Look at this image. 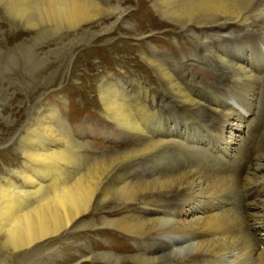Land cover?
I'll list each match as a JSON object with an SVG mask.
<instances>
[{
	"label": "bare ground",
	"instance_id": "obj_1",
	"mask_svg": "<svg viewBox=\"0 0 264 264\" xmlns=\"http://www.w3.org/2000/svg\"><path fill=\"white\" fill-rule=\"evenodd\" d=\"M50 1L55 12L61 14L57 20L66 21L67 25L73 23L77 26L84 22L88 25L84 30L89 32L93 29V23H103L104 17L95 15L100 5L91 13L87 0ZM249 1L251 0H247ZM251 2H254V5L245 12L241 8V0H155V8L160 14H165L174 23L195 34L199 41H209L212 37L221 40L225 36H234L233 31L227 29L234 23L241 26V33L250 30V21L255 25L254 21L257 20L256 22H260L264 27V18H262L264 16L260 18L261 15H258L260 11L257 12L261 8L264 15V0ZM34 3L40 7V2ZM101 5H107V8L112 9V14L120 12L119 19L126 17L124 13L127 10L111 4L110 0ZM8 6L14 11L13 6ZM18 6L16 4L15 13L26 15L23 6L22 8ZM135 14L137 16V11ZM255 14L257 16L253 20ZM193 26L198 27L200 32H194ZM74 30L78 31L77 28ZM143 34L150 44L146 46L147 50L141 56L154 69L164 93L153 96L152 103H149L148 99L151 97L149 86L143 84L146 79L139 75L125 79L132 85L136 83L141 95L133 89L128 90L127 84L117 85L114 81L121 79L117 74L104 78L100 86V100L105 115L125 132L127 130L141 137L134 144L133 152L117 156L123 157L122 159L96 157L88 165L85 163V158L80 156L82 159L77 161L79 154L76 143L74 142L75 148H73L71 141L73 138L66 129L67 123L61 111L50 104L46 108L43 107V112L37 121L30 129L28 128L31 133L29 139H23L21 143L27 159L23 169L17 172L22 177L23 184H17L12 178H8L4 184L0 181V236L6 245L14 250H29L34 246L47 245L54 238H59L64 233L76 230L84 223L95 222L99 218L109 227L125 233L136 241L137 249L134 254L138 264H264V247L260 245L261 240L259 239L258 242V238L256 239V235L252 233L260 227L257 225L264 221V199L255 201V209L250 213L239 201L243 180V176L239 173L243 170V166L248 164L249 168L254 169L255 181H264V139L262 138L255 160L250 162L255 131L250 129L249 120V122L241 121L242 118L236 117L238 114L225 112L224 119L231 125L237 123L239 127H237L239 129L237 133L240 131L239 135L232 133L235 128L230 127L229 136L236 145V159L240 161L239 165H243L242 168L227 172L223 168H215L212 162L210 163V159H205L201 154H191L190 160L185 145L170 140V136L167 137L169 140L164 139L167 129H161L160 126L158 127L160 129L153 130L150 123L161 112L158 107L162 109L164 104L168 105L165 102L168 96L174 95L183 105L193 107L195 112L192 114H196L197 120L203 124L207 122H204L198 112L207 116V110L201 108L194 95L180 84L178 74L180 65L189 72L188 75L184 74L185 79L203 83L193 68L189 67L190 60H185L183 56L179 58L173 56L171 63L174 65L171 66V63L166 62L167 54L159 52L151 35ZM248 34L251 35L252 32L249 31ZM221 47L227 49V44L222 43ZM217 56L222 58L226 65L225 69L229 71L228 74L234 73L238 79L245 81L239 82L241 90L248 92L261 84L257 77L249 72L250 69L244 66L246 63L244 65L237 63L234 56L227 59L221 55ZM191 58L193 60L195 57L191 55ZM202 59L205 62L212 60H209L205 54L202 55ZM228 110L230 109L226 111ZM181 111L186 114L184 110ZM147 129L150 131H146ZM130 155L134 156V159L125 163L132 158ZM143 159L147 165L143 167L142 172L137 163ZM165 167L171 169L163 174L162 170ZM249 181L250 178L245 177V182ZM229 200L239 201L241 206L234 209H229L230 207L226 209V206L225 209H221L223 206L221 203L229 204ZM174 202L182 205L177 219L162 214V210L168 205H174ZM111 208L119 210L124 208L128 211L132 209L118 216L108 214ZM100 214L102 216L96 217ZM87 226L93 228L92 224ZM106 233L107 236H115L114 233ZM52 236L55 237L46 239ZM141 241L149 242L153 248L146 249ZM102 245L98 246L102 247ZM94 251L90 250L93 256L96 255ZM100 255L121 264L116 252L104 251ZM86 256L84 255L82 260L86 259Z\"/></svg>",
	"mask_w": 264,
	"mask_h": 264
},
{
	"label": "rangeland",
	"instance_id": "obj_2",
	"mask_svg": "<svg viewBox=\"0 0 264 264\" xmlns=\"http://www.w3.org/2000/svg\"><path fill=\"white\" fill-rule=\"evenodd\" d=\"M35 1L40 2V7L34 3ZM87 1H89L87 6L91 13L100 5L95 15L104 17L103 23H93V29L89 32L84 30L88 28L84 22L75 26L73 23L67 25L66 21L57 20L61 14L51 7L50 0H0V181L3 184L8 178H12L17 184H23V179L17 172L23 169L27 159L21 143L23 139H29L31 133L28 128L30 129L37 121L43 112V107L46 108L49 104L61 111L67 123L66 129L73 138L71 139L73 148H75V142L79 154L77 156L85 158L87 165L91 164L96 157L110 160L122 159L123 157L117 156L133 152L134 144L141 137L127 130L125 132L105 115L103 103L100 100V86L104 78L117 74L121 78L114 81L117 85L127 84L128 90L133 89L141 95L138 85L136 83L132 85L125 79V77L131 79L139 75L146 79L143 84L149 86L151 94L149 103H152L153 96L164 93L154 69L141 56L147 50L146 46L150 44L143 33L150 34L159 52L167 54L168 64L171 63L173 56L178 58L183 56L185 60H190L189 67L193 68L203 83L185 79L184 74L188 75L189 72L180 65L178 69L180 84L194 95V99L201 108L207 110V116L198 112L204 122H207L203 124L197 120L196 114H192L195 112L193 107L183 105L174 95H171L165 101L168 105L164 104L162 109L158 107L161 112L150 123L151 128L155 130L161 126V129H167L164 139L185 145L189 151L187 153L190 160L191 154H201L205 159H210V163L212 162L215 168L232 172L242 168L243 165H239L240 161L236 159V145L230 140L232 137L229 136V131L230 127L235 128L232 132L234 134L239 135L240 131L237 133L239 130L237 123L231 125L224 119L223 114L225 112L238 114L236 117L242 118L241 121H250V129L255 131L250 162L255 160L260 143L264 139V27L260 25V22L255 20L254 25L250 21L251 35L248 34L249 31L241 33V26L234 23L233 28L227 27L228 31H233L234 36H225L221 40L212 37L209 41H199L195 34L174 23L165 14H160L155 8V0H110L111 4L119 5L121 9L127 10L124 13L126 17L120 19L118 18L120 12L112 14V9L107 8V5H101L108 0ZM251 1L241 0V8L244 12L254 5ZM16 4L21 8L23 6L27 14L17 15ZM8 5L13 6L14 11ZM257 12L261 15L260 18L264 16L261 8ZM253 16L254 20L257 14ZM75 28L78 31H75ZM193 30L196 33L200 32L198 27ZM222 43L227 44V49L221 47ZM203 54L209 60L212 59L211 62L203 61ZM191 55L196 61L192 60ZM217 55L226 59L234 56L237 63L242 65L246 63L244 66H247L246 68L250 69L249 72L260 81L259 88L253 87L248 92L241 90L239 82L245 81L238 79L234 73L228 74L229 71L225 69L226 65L222 58ZM173 65L171 63V66ZM227 109L230 110L226 111ZM181 110H184L186 114H183ZM152 111L154 112L153 109ZM150 134L153 135V133ZM243 136H245L244 133ZM201 148L205 149L202 151ZM80 157L77 161L82 159ZM131 157L125 163L134 159V156ZM144 160L137 163L142 172L143 167L147 165ZM169 169L171 168L165 167L162 170L163 174ZM242 169L239 173L243 176L239 201L250 213L255 209V201L264 199V181H255L254 169L249 168L248 164ZM245 177L250 178V181L245 182ZM238 202H230V200L229 204L222 202L221 209H225L226 206V209L241 206ZM181 208L180 203L174 202V205L164 208L162 214L169 217L171 215V218L177 219ZM127 211L124 208L120 210L111 208L108 214L119 216ZM98 216L102 215H96ZM88 224H92L93 228L87 226ZM257 227V230L252 233L256 235V239L258 238V242L261 240L260 245L264 247V221ZM106 232L114 233L115 236H107ZM54 237L46 239L50 240ZM141 243L146 249L153 248L149 242L141 241ZM99 244H103L102 247H99ZM136 245V241L131 237L109 227L98 218L95 222L84 223L80 228L54 238L47 245L34 246L29 250H14L6 245L0 236V264H117L100 255L110 250L118 254L121 264H138L134 254ZM91 249L95 250V256L91 255ZM84 255H87V258L82 260Z\"/></svg>",
	"mask_w": 264,
	"mask_h": 264
}]
</instances>
